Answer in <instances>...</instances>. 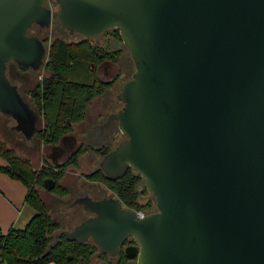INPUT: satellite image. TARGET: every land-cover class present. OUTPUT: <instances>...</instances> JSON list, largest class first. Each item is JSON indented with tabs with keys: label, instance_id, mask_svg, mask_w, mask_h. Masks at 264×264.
<instances>
[{
	"label": "water",
	"instance_id": "obj_1",
	"mask_svg": "<svg viewBox=\"0 0 264 264\" xmlns=\"http://www.w3.org/2000/svg\"><path fill=\"white\" fill-rule=\"evenodd\" d=\"M56 1L70 34L118 29L130 53L112 116L124 139L99 167L110 179L132 168L156 211L138 217L113 198L78 196L71 205L95 216L54 243L92 236L108 251L132 236L137 264H264V0ZM43 2L0 0V113L26 139L38 117L6 62L42 63L45 46L26 33L49 26Z\"/></svg>",
	"mask_w": 264,
	"mask_h": 264
},
{
	"label": "flooded vegetation",
	"instance_id": "obj_2",
	"mask_svg": "<svg viewBox=\"0 0 264 264\" xmlns=\"http://www.w3.org/2000/svg\"><path fill=\"white\" fill-rule=\"evenodd\" d=\"M43 3L51 10L52 18L49 26L42 27L37 23H33L27 29L26 33L27 36L39 38L45 46L46 52L42 63L38 68H24L13 60L6 62V75L8 79L12 84L16 85L18 92L24 101L31 107L38 117L37 131L44 127L46 117L48 116L46 115L47 112L45 109L46 92L44 88L45 83L47 82L46 79L52 75V72L45 69L44 60L48 48L46 44L49 42V38L53 36L52 31L55 32L56 30H61L67 32V36H55L51 45L56 40H62L70 46L71 50H74L76 54L78 53V56L76 55L75 57L76 60L71 62V65L75 64L73 70L78 74L79 80H83L81 82L95 86L94 89L100 91L94 95L91 100L86 101L85 103L83 102L80 106L74 107L72 118H78L77 121L72 122L70 116H64L67 124L71 125V131L64 134L57 144H43L41 140L35 137L37 131L31 139H26L20 132H18L24 137V139L30 142L32 141L31 146L35 145V140L37 138L39 143L46 145L49 148V151L44 156L47 158L48 165L45 163L43 165L44 167L55 165V163V166L64 163L81 146L92 149H104L110 147L111 150L124 139V136L119 130L118 121L112 119V116L123 106L122 101L118 99L120 84L131 78L127 76L132 72V65L130 57L126 56V51H128V49L122 41L118 29L106 30L95 37H85L76 32L70 34L56 22V14L58 11L55 12L54 7H58L59 9L57 1L44 0ZM40 72L41 74H39ZM115 88L119 89L117 94H114ZM53 102L54 101H52V103ZM54 104L56 105L57 110L58 104L53 103L51 105ZM40 120H43L44 125L38 128ZM66 135L67 137L63 138ZM88 153L94 154L93 152ZM97 167H99V162L97 165H93L88 173L95 171ZM128 171L137 174L130 167L127 168L124 174ZM83 179L84 183H87L88 186L85 187L83 182L80 183V187L83 189L82 192H76L78 190L77 183L72 186L60 185L65 188L67 192L66 195L75 193L73 194L72 200L78 196L84 195H88L94 200L113 198L120 204L122 209L132 210L138 217H143L156 211L155 198L144 186L143 178L142 181L135 184V200L139 204L145 205L141 209H136L135 206L128 205L125 200L117 196L114 190L101 182L87 180L84 177ZM118 179L110 180L115 181ZM46 183L49 187L47 188L43 182L40 189L50 192L55 199L59 200L61 197L52 192L55 183L51 180H47ZM70 203L67 207L70 208L78 205L83 213L82 220L77 224L87 218L95 216V213L83 210L81 205H71ZM61 237H58L57 240ZM55 239L54 236V241ZM81 243L83 246L75 249L77 264H137L139 246L132 236L124 238L119 244H117L116 249H109L108 251L101 250L94 242L92 236H88L85 241ZM70 257L69 260H72V256Z\"/></svg>",
	"mask_w": 264,
	"mask_h": 264
},
{
	"label": "trees",
	"instance_id": "obj_3",
	"mask_svg": "<svg viewBox=\"0 0 264 264\" xmlns=\"http://www.w3.org/2000/svg\"><path fill=\"white\" fill-rule=\"evenodd\" d=\"M50 52L45 68L52 72L46 79L45 98L46 107L51 104H58L54 119L46 117L43 128L38 129L35 137L43 144H57L60 138L71 131V125L67 124L64 116L72 118L75 106L89 101L100 91L95 86L85 84L79 80L78 74L73 70L71 62L76 59L74 50L62 40H56L50 46ZM87 50V49H86ZM88 51V50H87ZM75 54V55H74ZM52 101H54L52 103ZM46 109V108H45ZM46 115H48L46 113ZM77 121L78 118H72ZM110 150L92 149L80 147L64 163L60 165L34 167L30 158L18 153L14 148L9 147L5 141L0 139V157L5 165L0 166V173L10 179L19 181L25 188V203L36 213L27 222L24 228H10L3 233L0 228V263L4 264H76L75 249L83 246L77 241H68L61 237L54 243L55 233L61 229V224L56 222L50 215L48 205L41 199L38 187L43 185L44 180H51L55 183L54 192L59 197L66 195V190L60 185L67 167L79 166V157L86 152H93L101 158ZM87 180H95L114 190L118 197L126 201L130 206L141 209L145 205L135 200V184L142 181V178L128 171L118 180H110L99 167L91 173L83 174ZM72 256V260L68 256Z\"/></svg>",
	"mask_w": 264,
	"mask_h": 264
},
{
	"label": "rangeland",
	"instance_id": "obj_4",
	"mask_svg": "<svg viewBox=\"0 0 264 264\" xmlns=\"http://www.w3.org/2000/svg\"><path fill=\"white\" fill-rule=\"evenodd\" d=\"M54 9L55 12L59 10L58 7H54ZM52 33L53 36L49 38V42L46 44L48 48L44 60L45 63L48 60L49 52L51 49L50 48L51 42L54 40V37L55 36L58 37L59 35H66V36L68 35L67 32H63L61 30H56L55 32L52 31ZM126 56L130 57V62L132 65L131 73H133L134 64L128 51H126ZM131 73L128 74L127 77H131L132 75ZM39 74H41V72ZM118 92L119 89L115 88L114 94H117ZM56 111L57 110L55 104L46 107V112L50 120L54 119L56 115ZM14 124L15 123L11 118L0 113V139L5 141L9 147L14 148L18 153L30 158L34 167L39 168L43 166L45 163H47V158L44 156L49 151V148L46 145L39 143L37 138L35 140V145L31 146L32 141L30 142L24 139V137L20 133L12 129ZM43 125H44L43 120H40V123H38V128ZM87 153L88 152H86V155L84 157L80 156V160L81 157L82 160L78 167H73V166L67 167L63 178L59 182L61 185L72 186L73 184L77 183L78 190L76 192L83 191V189L80 187L81 186L80 183L82 182L84 183V179L82 176L83 174H86L90 171L91 163H92L90 161L91 155H88ZM0 162H4V160L1 157H0ZM7 177L8 176H6L5 174L0 173V228L3 233H6L10 229V227L18 228V229L24 228L27 222L30 220V218L36 213L28 204L20 205L18 204L17 199H14L12 197V192H10V189L6 182ZM84 186L86 187L88 186V184L84 183ZM38 192H40L39 194L41 199L48 205L50 209V215L52 216V218L56 222H59L61 224V229H69L82 220L83 213L78 205L70 208L67 207V205L70 202H73L72 200L73 194L75 193L62 196L58 200L55 199V197L52 194H50V192H47L46 190H42L40 189V187H38Z\"/></svg>",
	"mask_w": 264,
	"mask_h": 264
},
{
	"label": "crops",
	"instance_id": "obj_5",
	"mask_svg": "<svg viewBox=\"0 0 264 264\" xmlns=\"http://www.w3.org/2000/svg\"><path fill=\"white\" fill-rule=\"evenodd\" d=\"M87 154L91 155L90 156L91 157L90 161L92 162L91 163V167L93 165H97L98 162L100 161V158L98 156H96L95 154L94 155L93 154H89V153H87ZM85 155H86V153H83L81 156L84 157ZM82 157H81V160H82ZM81 160H80V157H79V165L81 163ZM2 165H5V161L4 162H0V166H2ZM6 179H7L6 182L8 184L9 189H10V192H12V197L14 199H17L18 204L25 205L26 204L25 203L26 188L22 184H20L19 182L15 181L13 179H10L8 177ZM11 214H13V213H11ZM10 228H12V227H10ZM0 264H4V263H0ZM48 264H54V263H48Z\"/></svg>",
	"mask_w": 264,
	"mask_h": 264
}]
</instances>
